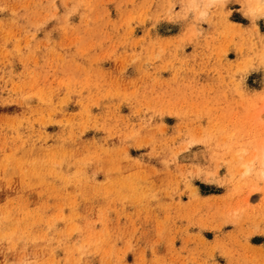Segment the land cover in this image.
Instances as JSON below:
<instances>
[{"label": "rangeland", "instance_id": "1", "mask_svg": "<svg viewBox=\"0 0 264 264\" xmlns=\"http://www.w3.org/2000/svg\"><path fill=\"white\" fill-rule=\"evenodd\" d=\"M254 1L0 0V264H264Z\"/></svg>", "mask_w": 264, "mask_h": 264}, {"label": "bare ground", "instance_id": "2", "mask_svg": "<svg viewBox=\"0 0 264 264\" xmlns=\"http://www.w3.org/2000/svg\"><path fill=\"white\" fill-rule=\"evenodd\" d=\"M209 1H211V0H209ZM213 1V0H212ZM254 4H256L255 6V8H258L259 10H260V7L262 8V7H264V0H255L254 1ZM258 9H256V10H258ZM254 10V9H253ZM253 10L251 11V12H253ZM263 10V9H262ZM264 11V10H263ZM260 12V11H259ZM253 14V13H252ZM264 161V160H263ZM262 161V162H263ZM263 165H264V162H263ZM262 165V166H263ZM263 176H264V173H263Z\"/></svg>", "mask_w": 264, "mask_h": 264}]
</instances>
